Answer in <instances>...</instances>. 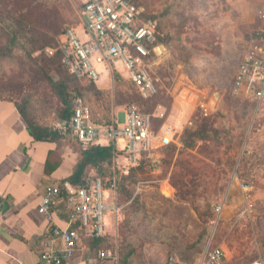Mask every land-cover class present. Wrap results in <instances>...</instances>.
Masks as SVG:
<instances>
[{"label":"rangeland","instance_id":"obj_1","mask_svg":"<svg viewBox=\"0 0 264 264\" xmlns=\"http://www.w3.org/2000/svg\"><path fill=\"white\" fill-rule=\"evenodd\" d=\"M141 2L139 6L156 17L161 28V43L166 50L160 64L151 67L156 96L142 100L122 72L113 75L111 88L100 95L94 93L88 82L76 81L71 87L83 89V102L92 119L99 121L97 123H110L117 112L115 108L130 105L151 117L154 131L162 123L176 131L178 128L171 121L176 122L182 116L186 123L169 144L176 146V151L155 150L152 162L133 173V181L122 182L132 198L127 199L118 189L116 198L120 214L114 222L111 214L106 216L111 232V236L107 234L111 240L106 249L117 254V262L128 254L132 264H142L149 245L158 246L164 256L176 254L181 261L192 262L202 256L210 243L224 251L222 264L256 261L264 264V207L256 203V208L246 210L253 195L247 191L242 196L240 190L230 189L237 165L247 159V145L257 127V104L244 92L234 89V74L242 57L257 42L263 27L257 28L258 20L239 21L236 17L231 23V9L227 4L222 6V12L229 13V20L222 19L221 8L216 6L218 2L212 0ZM209 11L214 15L206 19ZM9 13L22 21L27 32L24 36L26 40H33L36 49L44 44V36L55 39L64 29L79 27L78 7L72 0H0V19L5 21L0 22L3 28L12 22ZM220 27L223 33L219 32ZM4 43L5 40H0V45ZM38 51L33 57L41 55ZM22 57L21 51L14 50L12 58L1 64L13 82H17L21 61H26ZM96 69L101 76L98 87H107L105 72L102 76L101 67ZM46 70L57 80L62 69L54 62ZM8 79L5 78L6 83ZM8 95L17 104L29 98V117L41 126L57 130L60 104L46 83L39 81L32 88L16 89ZM199 114L213 118L214 126L221 130V140L198 143L194 150L180 153L179 138ZM122 121L120 114L119 125ZM122 146L121 140L116 141L117 152ZM122 161L119 156L110 168V172H117L118 179L132 174V168L125 161L118 164ZM183 168L198 181L189 194L184 193L185 197L173 186V181L181 186ZM241 180L255 188L256 178L243 177ZM110 196L108 194V202ZM244 200L249 203L247 206ZM222 203H226L225 209L217 214L215 208Z\"/></svg>","mask_w":264,"mask_h":264},{"label":"built area","instance_id":"obj_2","mask_svg":"<svg viewBox=\"0 0 264 264\" xmlns=\"http://www.w3.org/2000/svg\"><path fill=\"white\" fill-rule=\"evenodd\" d=\"M72 1L78 7L79 27L64 29L56 37L55 47L46 48L43 53L49 58L58 53L61 65L69 74L79 81L93 83L99 79L97 66L109 71L114 63L119 62L143 99L154 96L156 87L151 67L158 65L164 56L157 41L156 21L142 18L144 9L137 0ZM233 85L235 90H243L255 103L264 102V27L259 30L257 42L237 67ZM71 110L69 121L61 124L58 132L71 136L83 151L100 145L103 140L112 145L121 140V152L129 168L137 166L143 153L152 156L155 149L168 146L174 136L169 127L156 133L151 117L140 113L133 105L125 107L122 125L93 121L81 99L72 102ZM116 191L115 179L106 186L98 176H87L82 185L67 182L46 188L37 209L50 224V235L39 256L41 264H64L84 240L104 237L106 216L111 214L116 220L120 214ZM108 194L111 195L110 202L107 201ZM60 203L67 208L65 228L55 225L51 218L54 207ZM223 207L224 203L219 204L215 212L221 214ZM99 258L117 262V254L109 250L100 252ZM223 260L221 248L209 243L199 259L179 263L169 257L163 264H222Z\"/></svg>","mask_w":264,"mask_h":264},{"label":"crops","instance_id":"obj_3","mask_svg":"<svg viewBox=\"0 0 264 264\" xmlns=\"http://www.w3.org/2000/svg\"><path fill=\"white\" fill-rule=\"evenodd\" d=\"M212 1L218 2L219 5L217 4L216 6L221 8V12L224 4L230 7L231 23L235 21L236 17L239 21L242 19L249 22L258 20V27H256L258 29L264 27V0ZM229 13L222 12V19H228ZM212 15H214V12L209 11L206 19L213 17ZM219 32H224L222 27H220ZM160 44V51L165 56V46L162 43ZM158 64H160V61ZM101 72L102 76L105 72L107 87H98L97 84L101 81V76L95 83L91 82L100 92L111 88L109 85L113 82L115 73L120 74L122 72L128 80V74L119 62L114 63L109 71L101 67ZM84 82L90 83L89 81ZM236 91L244 92L243 90ZM210 105L211 103L208 104L209 108ZM115 109L117 112L112 115L110 123L116 122L119 125V115L122 114L123 124L125 108ZM255 117L257 127L256 132L251 134L247 145V153L245 155L247 159L241 160L237 165L230 185V189L235 188L237 192L240 190L242 196L247 191L253 195V199L248 201L250 202V204L248 203L249 205L247 200H244L246 201V206L248 205L246 210L253 206L256 208V203L264 207V102L257 104ZM57 122L56 125L58 126L55 127L63 124L59 120ZM171 123L178 128L176 131H174L172 126L162 123L157 132L169 127L174 135L178 134L185 126V117L177 118L176 122L171 121ZM62 136L63 139L57 142L34 141L16 108L15 101L0 99V264H41L39 256L50 235V224L45 217L37 212L38 205L46 188L67 183L78 159L76 141L71 136ZM108 144V141L103 140L100 146H107ZM113 147L116 151L115 161H118L120 156L127 164L121 150L117 152L115 144ZM124 161L118 164H123ZM87 176H96V173L91 169L88 171ZM243 177L256 178L255 188L247 182H242L241 178ZM225 206L226 203L223 210ZM236 207L237 205L234 206V208ZM51 218L55 225L65 228L67 219L66 205L64 203L56 205ZM118 219L119 217L116 221ZM114 220L115 218L113 217V222ZM107 234L111 236L108 228H106L104 237L84 240L74 256L64 264H118V262L104 261L99 258L100 252L108 251L106 248H102L100 246L101 243H99V241L109 238ZM161 250L154 245L146 247L142 264H163L169 257H173L179 263H187L181 261L180 256L176 254L164 256Z\"/></svg>","mask_w":264,"mask_h":264},{"label":"trees","instance_id":"obj_4","mask_svg":"<svg viewBox=\"0 0 264 264\" xmlns=\"http://www.w3.org/2000/svg\"><path fill=\"white\" fill-rule=\"evenodd\" d=\"M137 4L142 5L143 3L141 2V0H137ZM8 16L10 17L9 20L11 19L12 22L8 26L4 25V28L1 27L0 25V40H5V43L3 45H0V99L13 100L12 99L13 97L8 94H10L16 89L21 90L25 87L32 88L33 86H35L36 82L41 81L43 83H46L53 96L59 101L60 107L59 110L57 111V119L62 123H66L67 121H69L72 115V110H71L72 102L75 99H81L83 102L82 99L83 89L78 87L75 88L71 87L73 83L79 80H77L73 75L69 74L67 69L61 65L60 55L58 53L55 54L52 58H49L44 53H41L46 48L55 47L56 37L54 39L53 37L48 38L43 35L44 39L45 38L46 39L44 40L45 42L40 48L42 51H38L40 49L35 48L32 39L26 40L24 34H26L27 32L23 28L22 21L19 18H13L15 17V15H13L12 13H9ZM142 18L145 20L150 19L156 21L155 20L156 17L149 14L146 11H144ZM0 22L4 23L5 21L3 19H0ZM156 23H157V32L159 34L157 41L161 43V41L163 40L161 39V35H160L161 28L157 21ZM19 40L22 42H20ZM14 50L21 51V53L23 54L22 57L23 60H26L25 62L21 61L18 67L19 71L21 70L22 72L17 71L18 72L17 82L11 81V78L8 79L7 74H5V70L2 68L1 65L3 61L12 58V53ZM37 51L41 55L37 58L33 57V54ZM39 62L41 64L43 63V65H40ZM54 62H57L62 69L61 72H59L60 74L57 80H53L46 70L49 68L51 63L53 64ZM5 78L8 79L7 83L5 81ZM89 85L91 88L95 90L94 93L96 95L101 94L93 83L90 82ZM137 95L142 100H150L156 96L155 94L149 99H143L138 93ZM21 101H22L21 104L15 103V105L20 116L22 117L23 121L26 124V129L29 135L32 137L34 141L57 142L63 139V136L57 130H54L50 127L41 126L29 117L28 108H27L29 104V98H23ZM95 122H99V121H95ZM104 124H111V123L107 122ZM157 131L158 129L155 132ZM208 140L213 142H220L221 130H219L216 126H214V120L211 116L201 117L200 114L196 115L194 117V121L192 122V125L190 127L185 128L179 138V143L181 145V149H179V151L180 153L184 151L185 152L192 151L196 148L198 143H206ZM75 144L77 146L76 148L78 151V159L75 169L72 175L68 178L67 182L72 185H82L84 179L87 177L88 171L92 169L95 170L96 173L98 174V175L96 174V176L103 179L106 186L110 185L115 179L117 191L119 189L121 194L127 199L132 198V193L126 189L125 184H122V182L127 183L128 181L130 182L133 181L132 180L134 177L133 173L137 170L142 169L144 165L148 166L152 162L151 161L152 156L148 155L147 153H143L140 156L137 166L132 168L131 176L121 177V179H118V174L116 171L110 172V168H112V164L116 157V151L111 143H109L107 146H100V145L93 146L85 151L80 149L77 142H75ZM168 146L161 147L160 149H164V151L166 152H169L171 150L176 151V146L174 145L172 146L168 145ZM106 174L108 175L107 176L108 179L106 178ZM182 174L183 175L180 176L181 186L179 182H174V181H173V186L176 189V191H178V194L185 197L184 193L189 194L191 190L197 187L198 181L195 180L194 177H192L185 168H183ZM105 179H107V181ZM184 188H188V190L185 191L183 190ZM109 240L111 239H107V240L104 239L102 241H99V243H101L100 246L102 248H108ZM118 264H132L129 261V255L128 254L123 255L121 258H119Z\"/></svg>","mask_w":264,"mask_h":264}]
</instances>
